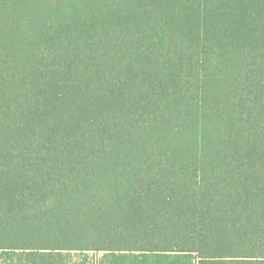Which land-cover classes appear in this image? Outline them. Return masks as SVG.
<instances>
[{"label":"trees","instance_id":"trees-1","mask_svg":"<svg viewBox=\"0 0 264 264\" xmlns=\"http://www.w3.org/2000/svg\"><path fill=\"white\" fill-rule=\"evenodd\" d=\"M0 249L264 264V0H0Z\"/></svg>","mask_w":264,"mask_h":264},{"label":"crops","instance_id":"crops-1","mask_svg":"<svg viewBox=\"0 0 264 264\" xmlns=\"http://www.w3.org/2000/svg\"><path fill=\"white\" fill-rule=\"evenodd\" d=\"M190 252H147V251H77V250H11L0 249V264H167L165 262H143L136 259L146 254L153 260L163 256L179 260L180 256ZM194 257V254L191 253ZM123 258V259H122ZM130 258L134 260H129ZM195 260V257H194ZM173 261V262H174ZM181 261V260H180ZM173 264H184L183 262ZM196 264V260H195Z\"/></svg>","mask_w":264,"mask_h":264},{"label":"rangeland","instance_id":"rangeland-1","mask_svg":"<svg viewBox=\"0 0 264 264\" xmlns=\"http://www.w3.org/2000/svg\"><path fill=\"white\" fill-rule=\"evenodd\" d=\"M151 256H148L146 254H142V255H139L136 259H141L143 262H148V261H156V262H165L167 264H173L174 262H177V261H180V262H183L184 264H195V260H194V257L191 253H185V255L183 256H180L178 259L179 260H172V259H169V258H165L163 256H158L157 258H155L154 260L152 258H150ZM123 259V258H122ZM129 260H134L132 258H130ZM97 261V264H98V260H95L93 262H96ZM174 261V262H173ZM173 262V263H172Z\"/></svg>","mask_w":264,"mask_h":264}]
</instances>
